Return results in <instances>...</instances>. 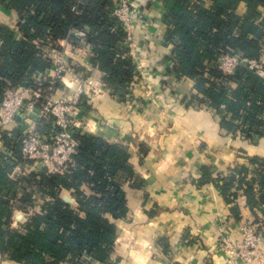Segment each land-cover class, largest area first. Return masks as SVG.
Segmentation results:
<instances>
[{"label":"trees","instance_id":"1","mask_svg":"<svg viewBox=\"0 0 264 264\" xmlns=\"http://www.w3.org/2000/svg\"><path fill=\"white\" fill-rule=\"evenodd\" d=\"M176 3L179 9L167 15V36L174 44V77L194 81L192 100L221 116V127L227 134L248 141L264 137V78L245 67L228 76L215 65L222 51L249 60L262 57L264 13L259 8L264 9V0ZM242 3L247 5L243 17L236 12ZM0 6L15 11L21 22L19 37L0 23V103L7 86H33L36 73L51 69L52 61L42 49L55 47L61 40L77 44L75 30L86 32L91 63L107 92L121 103L136 105L141 101L135 91L142 78L130 49L124 46L126 32L112 16L114 0H0ZM77 70L83 71L80 67ZM43 90L50 94L48 85ZM51 130L52 118L43 119L38 131ZM75 137L79 148L74 167L65 174L42 172L23 179L30 188H24L18 200L21 207L41 204L45 196L52 201L44 202L21 228L12 226L11 201L19 195L10 175L23 163L24 134L19 130L3 137L6 151L0 153V254L5 259L17 264H117V222L129 214L127 186L139 188L144 182L130 163L128 148L85 129L77 131ZM141 153L147 154L144 145ZM202 179L214 182L228 203L243 190L250 208L264 212V158H253L249 165L235 166L216 179L210 178L205 167ZM66 193L75 200L73 204L65 200Z\"/></svg>","mask_w":264,"mask_h":264},{"label":"crops","instance_id":"2","mask_svg":"<svg viewBox=\"0 0 264 264\" xmlns=\"http://www.w3.org/2000/svg\"><path fill=\"white\" fill-rule=\"evenodd\" d=\"M134 4L146 20L136 27L133 46V62L143 76L135 93L141 101L121 103L103 87L80 112L87 132L130 150V163L144 182L139 188L127 186L129 214L117 222L114 258L117 264H245L221 250L219 231L222 228L236 236L242 225L255 219L264 227V212L250 208L243 190L228 203L214 182L202 179L203 168L216 179L235 166L249 165L253 158H264V137L248 141L227 134L221 116L192 100L194 81L174 77V44L167 36V15L179 9L176 0H134ZM259 11L264 13L262 8ZM236 12L243 17L247 5L240 4ZM0 23L20 36L21 22L15 11L0 6ZM69 42L55 44L63 52L64 63L80 67L91 79H101L91 63L90 47ZM66 82L70 84L71 78ZM42 120L33 114L29 127L9 124L3 137L19 130L23 134L38 130ZM5 144L2 138L0 153L6 151ZM142 145L146 155L141 153ZM40 173L14 169L10 177L16 182L17 195L30 188L23 179ZM65 195V200L75 202L69 193ZM20 205L13 214L14 228H21L31 216ZM262 233L252 264H264V229ZM0 264L17 263L0 254Z\"/></svg>","mask_w":264,"mask_h":264},{"label":"built area","instance_id":"3","mask_svg":"<svg viewBox=\"0 0 264 264\" xmlns=\"http://www.w3.org/2000/svg\"><path fill=\"white\" fill-rule=\"evenodd\" d=\"M114 1L115 8L112 16L118 20L126 32L124 46L130 49L131 56L135 57L134 31L139 24L146 21L145 15L135 6L134 0ZM73 10H76V7ZM73 35L79 41L75 44L73 40H70V44L89 46L84 30H75ZM42 44L45 43L42 42ZM47 44L52 46L51 42ZM37 45L41 47L39 42ZM261 48L262 57L250 60L241 54L222 51L215 65L228 76L236 75L239 68L245 67L264 78V41L261 43ZM42 51L51 59V69L46 73H36L32 77L33 86H7L5 89L4 100L0 103V140L6 131L5 126L9 124H16L19 128L29 127L28 121L33 114L41 119L52 118L53 130L50 132H40L34 128L26 130L22 140L23 163L18 164L15 169L22 167L41 173L65 174L70 167L75 166L79 148L75 135L77 131L84 129L80 118L81 107L89 97H94L102 91L104 84L100 79H91L84 71L79 72L77 66L65 64L61 50L51 47ZM136 68L142 78L140 68L137 65ZM68 77L71 78L70 84L66 82ZM142 83L143 80L137 89ZM45 85H48L50 94L44 92ZM10 156L11 154H8V157ZM13 163L16 162L13 161ZM20 192L22 193L19 198L11 201L14 212L21 204L18 200L24 195L23 191ZM50 201L52 198L45 196L41 204L27 205L22 208L27 214L33 215L41 209L44 202ZM263 229L262 224L248 222L242 225L239 234L235 236L221 228L219 247L233 259L252 264L262 240Z\"/></svg>","mask_w":264,"mask_h":264},{"label":"water","instance_id":"4","mask_svg":"<svg viewBox=\"0 0 264 264\" xmlns=\"http://www.w3.org/2000/svg\"><path fill=\"white\" fill-rule=\"evenodd\" d=\"M68 202L70 201L69 199H66Z\"/></svg>","mask_w":264,"mask_h":264}]
</instances>
